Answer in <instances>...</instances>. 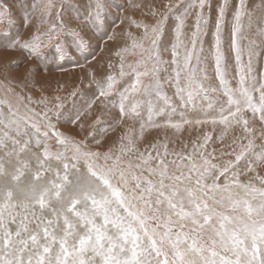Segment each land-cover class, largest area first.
I'll return each instance as SVG.
<instances>
[{
	"label": "snow or ice",
	"instance_id": "snow-or-ice-1",
	"mask_svg": "<svg viewBox=\"0 0 264 264\" xmlns=\"http://www.w3.org/2000/svg\"><path fill=\"white\" fill-rule=\"evenodd\" d=\"M128 5L139 7L132 0ZM128 5L21 0L19 28L38 20L35 33L22 39L21 32L13 34L14 14L0 0V46L20 50L45 68L63 70L68 59L85 67L89 56L95 58L92 39L98 38V46L114 42V29L126 20L129 29L142 30L139 37L126 31L130 44L114 52L118 74L97 79L89 70L88 86L95 89L83 105L66 108L59 95L33 99L4 87L0 264H264V70H257L264 63V12L254 17L246 0H238L225 48L229 0H222L206 49L212 0L149 9L158 17L151 24L123 17ZM43 24L47 30L40 32ZM166 51L170 60L163 59ZM129 55L137 58L129 62ZM124 77L126 86L118 88ZM77 94L84 95L79 89L70 93ZM109 97L118 110L114 123L143 121L141 139L148 127L181 132L186 125H220L221 142L232 130L228 150L220 153L230 158L218 161L216 149L208 150L210 133L191 152H170L167 143L140 151L133 129L119 137L117 150H104L114 124L105 127L98 116L82 139L61 130L67 124L85 131L96 101Z\"/></svg>",
	"mask_w": 264,
	"mask_h": 264
},
{
	"label": "rangeland",
	"instance_id": "rangeland-1",
	"mask_svg": "<svg viewBox=\"0 0 264 264\" xmlns=\"http://www.w3.org/2000/svg\"><path fill=\"white\" fill-rule=\"evenodd\" d=\"M150 1L152 0H132L133 4L139 5V7H132L131 5H128V0H117L118 3H125L126 5H128L121 13L123 17H132L133 19L137 21H140L142 23H148V24L154 23L155 20L158 19V17H153L149 15V9H152L153 11L158 10L160 12H164L166 11V9L164 8V5L166 3H169V2L173 4L177 3V0H159V1H156L155 4H152ZM246 1L248 2V5L250 3L252 4V6H249L250 15L254 17H259L260 14L264 12V0H252V1L246 0ZM20 2L21 0H2V3L7 5V7L12 11V13L14 14V19L16 20L17 27L12 30L13 34L16 31H19L22 33L21 38L23 39L35 33L36 28L38 26V20L36 17H33L32 23L27 28H19V4ZM67 2L68 0H65V3ZM183 2L187 3L188 0H183ZM221 2L222 0H212L213 9L211 12V19L209 21V26H208V35L204 37V43H205L206 49L209 47V45L212 42V32L214 31L213 25H214L215 18H216V5H218ZM72 3L82 4L83 0H72ZM233 5H238V0H229V9L226 14L225 24H224L225 48L227 47L226 45H227V40H228V35H229V29L232 24V16L235 10L233 8ZM57 7H59V4H57ZM52 19H55L54 15ZM193 22H194V16L189 17L187 21V24L189 27L185 29L186 32L191 31V25L193 24ZM47 27H48L47 24L39 25L40 32H45L47 30ZM114 30L116 33V40L114 42L113 41H108L106 43L100 42L98 46V43H97L98 38H93L91 41V44H92L91 51L92 53H94L95 58L93 59L91 56H89V62L87 63L82 58L80 60L82 64L86 63V66L92 63V61H94L100 55L104 56L103 57L104 62L111 61L114 67L103 70V72L101 73L102 77L106 76L108 73H111L114 75L118 74L119 58L115 56L114 52L118 49V46L124 47L130 44V41L128 43L123 42V40L126 39L127 37L125 35V32L130 30L137 37H139L142 34L141 29H136L135 27H132L131 29H129L127 20L125 21L124 25H120L119 27H116ZM246 43L247 41H245V44ZM0 48H2V50L0 49V58L2 56L4 57V55L6 54L5 59L7 62V63H4L2 61H1L2 63L0 62L2 64V65L0 64L1 66L0 67V95L3 94L4 87L7 86V87H12L14 91L18 94L25 95V96L31 95L33 99H39L41 96L53 97L55 95H59L62 98H64V104L66 108H71L73 104L83 105L85 104V102L88 101L90 96L87 95L85 92L91 91V88H89L88 86L90 83V77L88 75L89 72L88 73H78L77 71L74 70L75 74L72 76V79L71 80L68 79V76L66 74L67 70H70L73 66H75L74 69L83 68V67L77 66L76 64H74V62H70V59L64 61V63L62 62L63 65L69 64L70 66L68 67L70 68L64 67L63 70H61L55 64H51L45 68V66L39 64L36 61L26 59L24 54L20 50H12V49H9L3 46H0ZM73 55H75L74 52H73ZM109 57L111 59L114 58V60H111ZM107 58L109 60H106ZM136 58L137 57L134 55H129L127 57V60L131 62V61H134ZM163 59L165 60L171 59L170 51L163 52ZM207 71L209 73L210 79L212 81L213 80L215 81V78L212 77L211 75L212 74L211 65L208 66ZM30 72H31V75H30ZM162 75L166 76L167 74L162 73ZM96 76L99 79L101 78L99 75H96ZM127 79H128L127 77L121 78L119 80V83L117 84V87L119 88L121 86H126L125 81H127ZM92 87L93 89H95V84H92ZM74 89H79L80 93H84V95L77 94L76 96H71L70 93ZM165 91L167 92L169 97H173L174 89L172 87H169L166 85ZM173 99H175V97H173ZM110 100H112V97H109L107 100L103 102L100 101V108H102V111L97 110L93 112L92 113L93 117H91V118H95L97 116L101 117L100 123L101 125L105 127H108L110 124H114V130L110 129L105 135L104 144L102 146L104 150H107V148L109 147L113 148L114 150H117L120 144L119 137L123 135L127 129H133V133L136 136V147L139 148L140 151H144L146 148H150V146L153 144L162 145L164 143H167L168 149L170 152L172 151L191 152L194 143L196 144L202 143L204 134L210 133L212 136V140L209 141L208 143V150L211 152L213 148L216 149L215 154H216L218 161L227 160L230 158L227 156H221L220 153L222 150L223 151L228 150L226 145L231 143V138L233 136L232 130L227 131V134L224 135L225 136L223 139L224 141L221 142L220 136L223 134L224 129H223V126H220V125H217L215 127H213L212 125H205L202 127L186 125L184 130L181 132H176L174 129H171L169 127H161V128L148 127L143 131V138L141 139L140 138V124L143 123V121L136 120V121H140V124L138 126H137V123L134 124L135 120L131 121L127 119H125V122L123 124L114 123L117 121L118 110L112 107L111 108L108 107L111 105L108 102ZM162 103L163 102L161 101V104ZM31 106L37 108V110H39L41 107L35 104ZM146 115L147 114L145 113L144 116L146 117ZM89 119L90 117L84 120V123L86 125V130L83 132H81L78 127L76 128L73 125L62 124L60 125V128L65 134L74 136L76 139H82L85 136H87L88 132L93 130L91 127H87L88 125H90V123L87 121ZM157 122L164 123V120L162 118H157ZM98 126L99 125H97V127ZM189 129H191V131H189ZM151 132H152L151 134L152 138H148ZM175 136H178V137H175ZM109 138H111V141L107 142ZM147 138L149 139L148 145L145 146L144 148H141L144 142H146ZM257 143L259 144L260 141H257ZM90 147L95 148L96 146L94 144H90ZM241 178L247 179L248 177H241Z\"/></svg>",
	"mask_w": 264,
	"mask_h": 264
},
{
	"label": "bare ground",
	"instance_id": "bare-ground-1",
	"mask_svg": "<svg viewBox=\"0 0 264 264\" xmlns=\"http://www.w3.org/2000/svg\"><path fill=\"white\" fill-rule=\"evenodd\" d=\"M156 1H159V0H152V1H150L152 4H155V2ZM147 8V7H146ZM118 44V43H117ZM97 45V44H96ZM1 50H2V48H0ZM108 54V53H107ZM6 55V54H5ZM5 55H4V57L2 58H0V62L2 61V62H4V63H7L6 62V59H5ZM92 57V56H91ZM103 57L104 56H102V55H100V56H98L94 61H92V63H90L89 65H87V66H85V67H83V68H81V69H74V67L75 66H73L70 70H67V76H68V79H72V76L75 74V71H77L78 73H88L89 72V70L91 69L94 73H95V75H99L101 78H102V75H101V73L103 72V70H106V69H109L108 68V61H103ZM108 57V56H107ZM110 58V57H109ZM111 59V58H110ZM4 60V61H3ZM8 60V59H7ZM106 60H109L108 58L106 59ZM111 60H114V58H112ZM21 61V60H20ZM1 62V63H2ZM70 62H74V61H72V60H70ZM111 62V61H110ZM0 63V64H1ZM64 63V62H63ZM74 64H75V62H74ZM2 65V64H1ZM72 65V64H71ZM68 66H70L69 64H66V65H63V68L64 67H66V68H70V67H68ZM1 67V66H0ZM23 68V67H22ZM75 70V71H74ZM97 73V74H96ZM88 76V75H87ZM96 78H97V76H96ZM97 79H99V78H97ZM213 83H215V81L213 80L212 81ZM94 87V86H93ZM93 87H91V91L93 90ZM91 91H89V92H85L87 95H89L90 96V93H91ZM91 97V96H90ZM89 97V99H91ZM86 99H88V98H86ZM89 99H88V101H89ZM85 101H87V100H85ZM100 101L101 100H97L96 101V104H95V106H93V108L91 109V112L93 113V112H95V111H97V110H101L102 111V108H100ZM105 101V100H104ZM105 103V102H104ZM110 104V103H109ZM107 105V104H106ZM108 107H110L111 108V105L110 106H108ZM101 111H100V113H101ZM99 112V111H98ZM98 112H97V114H98ZM95 114V113H94ZM143 115H145V113L143 114ZM91 117H93V114H92V116ZM90 117V119L89 120H87L90 124L92 123V121H93V119L94 118H91ZM131 121H133V120H131ZM137 123V126L140 124V121H136L135 120V122H134V124H136ZM76 127V126H75ZM77 128V127H76ZM71 130H73V129H71ZM76 130V129H75ZM189 131H191V129H189ZM152 132L150 133V135L148 136V138H152ZM172 135V134H171ZM173 136H174V134H173ZM175 137H178V136H175ZM225 137V136H224ZM146 139V142H144V144L142 145V147L141 148H144L145 146H147L148 145V142H149V139ZM109 141H111V138H109L108 140H107V142H109ZM114 141H116V140H114ZM113 141V142H114ZM158 141V140H157ZM224 141V140H223ZM112 142V143H113ZM142 150V149H141ZM225 150V149H224ZM227 151V150H226ZM224 158V157H223ZM222 159V158H221Z\"/></svg>",
	"mask_w": 264,
	"mask_h": 264
},
{
	"label": "crops",
	"instance_id": "crops-1",
	"mask_svg": "<svg viewBox=\"0 0 264 264\" xmlns=\"http://www.w3.org/2000/svg\"><path fill=\"white\" fill-rule=\"evenodd\" d=\"M252 1V0H251ZM246 4H247V7H248V11H249V6H252V4L250 3L249 5H248V2L246 1ZM261 10H262V8H261ZM123 42H129V39L126 37V39H124L123 40ZM227 46V45H226ZM227 48V47H226ZM259 50V48H257V51ZM246 59V58H245ZM257 70H259V71H261V70H264V63H262L261 64V66L257 69Z\"/></svg>",
	"mask_w": 264,
	"mask_h": 264
}]
</instances>
